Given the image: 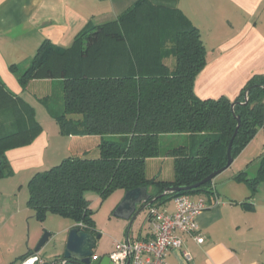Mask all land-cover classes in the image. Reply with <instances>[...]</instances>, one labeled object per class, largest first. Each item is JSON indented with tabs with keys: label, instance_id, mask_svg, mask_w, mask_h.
I'll use <instances>...</instances> for the list:
<instances>
[{
	"label": "trees",
	"instance_id": "obj_1",
	"mask_svg": "<svg viewBox=\"0 0 264 264\" xmlns=\"http://www.w3.org/2000/svg\"><path fill=\"white\" fill-rule=\"evenodd\" d=\"M201 35L178 8L138 0L117 19L86 26L69 47L44 41L20 82L62 78L60 132L97 135L100 141L96 155H71L31 177L28 206L39 220L54 213L97 235L88 191L106 197L117 189L147 187L153 198L167 186L198 183L226 165L236 116L241 124L233 137L234 159L250 144L264 128V75L252 77L235 100L197 96L195 80L207 63ZM169 55L174 68L165 63ZM234 101L241 103L233 107ZM4 108L9 115L0 120V177L11 170L6 151L30 143L41 131L32 108L0 84ZM169 158L171 179H162L157 169L149 174L151 163L157 167L156 160ZM261 163L260 174L264 158ZM245 174L234 177L255 188ZM213 183L168 194L152 205L180 194L211 196Z\"/></svg>",
	"mask_w": 264,
	"mask_h": 264
},
{
	"label": "crops",
	"instance_id": "obj_2",
	"mask_svg": "<svg viewBox=\"0 0 264 264\" xmlns=\"http://www.w3.org/2000/svg\"><path fill=\"white\" fill-rule=\"evenodd\" d=\"M137 1L0 0V84L31 107L35 120L41 125V131L30 143L18 145L6 151L11 168L34 167V169L38 168V171L40 168L46 170L66 157L81 155L91 147L95 148L93 152H97L99 136L67 135L60 132L56 116L63 108L62 78L30 79L24 84L20 82V76L31 64L44 41L62 48L69 47L86 26L115 20ZM150 1L166 8H178L192 24L200 29L201 34L204 30L214 31L216 17L222 18L223 21H219L220 24L233 29L231 34L219 37L216 45L210 48L201 35L207 50V63L195 80L193 88L197 96L218 98L225 95L235 100L252 77L264 75V0ZM236 25L239 26L236 27ZM224 29L219 32L228 30ZM207 40H210V36ZM175 62L173 55L165 58V63L170 68L175 67ZM36 100L45 105L49 116L41 119L37 115V107L34 103ZM8 110V108L0 110V120L6 119L9 115ZM68 117L79 118L80 116L68 115ZM42 120L52 123L55 121L56 126L48 131ZM263 129H260L250 144L241 150L234 159L233 165L240 161ZM64 139H69L65 144L66 147L60 143ZM261 150L263 154L264 145ZM167 160L172 161L171 158ZM156 161L160 163L163 160ZM171 164L173 166V161ZM246 168V165H239L229 176L220 180L219 185L216 182L213 183L211 196L206 193L201 195L214 201L217 198L221 201L197 216L199 230L205 236V241L200 244L191 234H184L183 247L169 251L166 256L170 264H264L263 244L249 239L257 228L253 217V214L257 213V208H253V204L246 202L247 196H239V192L243 190L240 186L241 181L234 177L244 172ZM162 207L169 212H174L173 199L163 203ZM142 213L136 218L129 231L133 239H147L152 236L148 219L149 209L146 211L145 218L140 221ZM124 221L120 222V232H118L123 234L122 240L127 237L128 229L126 231V228H129L130 223L129 220ZM63 222L65 225L62 228L51 231L50 238L56 234L63 235L64 250L69 231L80 223L69 217H63ZM19 241L21 242V239H18ZM116 241L121 240H114ZM18 248L20 251L13 255L14 259H11L13 261L10 264H20L23 256L31 252L21 250L23 248L21 244ZM63 250L53 253L51 260H54L55 256ZM184 251L190 253V260L184 258ZM95 255L104 256L100 253ZM42 261L47 260L42 259Z\"/></svg>",
	"mask_w": 264,
	"mask_h": 264
},
{
	"label": "rangeland",
	"instance_id": "obj_3",
	"mask_svg": "<svg viewBox=\"0 0 264 264\" xmlns=\"http://www.w3.org/2000/svg\"><path fill=\"white\" fill-rule=\"evenodd\" d=\"M215 21H217V23L213 26V32H208L207 30L202 31V36L209 48L212 47V45H216L219 37L233 32V29H228V26L220 24L219 21H223L222 18L218 19V17H216ZM238 26L239 25H236V27ZM223 28L228 30L224 29V32H219V30ZM209 36L210 40H207ZM34 103L36 105L35 107H37V115L41 119H44L45 116H49L42 102L36 100ZM42 123L48 131H51V129L56 126L55 121L52 123L42 120ZM68 140L69 139H64V141L60 143L66 147L65 144L68 143ZM162 145L164 147L167 145L165 139L162 140ZM263 145L264 129L250 149L241 157L240 161L236 162L235 165L232 163L231 167L215 176L214 182L219 185L218 183L220 180L229 176L239 165H246L247 168L244 171L246 174L244 176L256 182V187L252 188L253 186H251L247 180H242L240 186L243 190L239 192V196H247L246 202H248V204H253L255 206H253V208H257V213L253 214L257 228L252 234L253 236H249V239L257 240L264 246V172L260 174L261 162L264 158V153L261 154ZM93 151H95V148L92 147L88 150L91 155H96L98 153ZM83 154L84 153L81 155ZM171 163L172 161H168L167 159L161 161L157 167H154L155 163H151L148 166L149 174L152 175L151 173H154L153 170L157 169L156 172L160 173L162 179H171L173 176V166ZM44 170L45 168H40V171ZM35 171H38V168H11L10 171L6 170L5 175L0 177V264H10V262L13 261L11 260L14 257L13 255L20 251L18 250L20 244L23 247L21 250L25 252L32 251L36 248L45 232L47 233L60 229L65 225L63 217L60 215L49 213L44 220H39L35 216L34 211L29 208V186L27 184H29V180L36 173ZM123 193H125L123 189H117L106 197H102L98 192L96 193V191H88L85 194L90 201L92 221L95 223L97 232L102 235L97 239V244L94 249L95 253H100L102 255L110 254L114 250V240H122L123 238V234L118 232H120V222L125 221L114 215L116 206H118L123 199ZM192 195L197 197L203 195V193L196 192L192 193ZM148 209L149 208L143 211L139 218L140 221L142 218H145ZM127 229L128 227L126 231ZM133 233L135 234V228L133 229ZM63 238V235H53L38 253L40 257L47 261L51 260V255L53 253L63 250ZM18 239H21V242H18Z\"/></svg>",
	"mask_w": 264,
	"mask_h": 264
},
{
	"label": "built area",
	"instance_id": "obj_4",
	"mask_svg": "<svg viewBox=\"0 0 264 264\" xmlns=\"http://www.w3.org/2000/svg\"><path fill=\"white\" fill-rule=\"evenodd\" d=\"M175 210L169 212L162 205H150L149 220L152 236L147 239L126 237L114 242V250L109 254L114 264H170L167 260L169 251L181 249L184 234H191L197 243H204L205 236L201 234L198 217L201 213L219 204L206 196L194 197L192 194H180L173 198ZM81 226L82 223H80ZM188 251L183 252L185 259L190 260ZM38 255L23 258L20 264H38L42 261Z\"/></svg>",
	"mask_w": 264,
	"mask_h": 264
},
{
	"label": "water",
	"instance_id": "obj_5",
	"mask_svg": "<svg viewBox=\"0 0 264 264\" xmlns=\"http://www.w3.org/2000/svg\"><path fill=\"white\" fill-rule=\"evenodd\" d=\"M237 103L241 102L234 101L232 106L234 107ZM236 118L238 124L233 137H235V135L237 134L240 127L239 124H241L240 116H236ZM233 137L229 142L228 150H226L228 156L226 165L216 171H213L198 183L193 185H170L165 187L164 191H162L163 193L161 192L160 195L153 198L149 193L147 187H137L125 191L123 199L121 200L119 205L116 206L114 215L116 217L122 218L123 220L130 221L127 231V237H130L129 231L131 230L136 218L140 215V213L149 208L150 205L158 201L160 198L168 194L187 192L189 190L200 188V186L208 183L209 181H212V179L214 180L215 176L219 175L227 168H229L232 165L231 163L234 162V156L232 155L231 151L233 146ZM50 235H52L51 232H45L38 242L36 248H34V250H32L27 256L34 254L38 255L41 248L50 239ZM100 237V233L95 235L92 234V232L84 230L81 225L75 226L69 231L67 242L63 252L57 254L54 260L48 262L42 261L38 264H114L109 255H95L94 249L97 244V239H99ZM38 258H40V256ZM127 264H130V261H128Z\"/></svg>",
	"mask_w": 264,
	"mask_h": 264
}]
</instances>
